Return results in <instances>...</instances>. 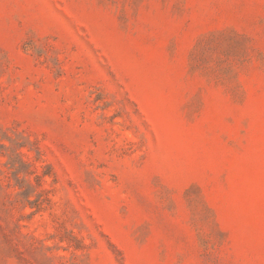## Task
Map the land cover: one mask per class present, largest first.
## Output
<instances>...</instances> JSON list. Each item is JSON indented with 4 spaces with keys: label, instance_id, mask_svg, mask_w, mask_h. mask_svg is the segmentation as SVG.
Here are the masks:
<instances>
[{
    "label": "rangeland",
    "instance_id": "374dc122",
    "mask_svg": "<svg viewBox=\"0 0 264 264\" xmlns=\"http://www.w3.org/2000/svg\"><path fill=\"white\" fill-rule=\"evenodd\" d=\"M0 264H264V0H0Z\"/></svg>",
    "mask_w": 264,
    "mask_h": 264
}]
</instances>
